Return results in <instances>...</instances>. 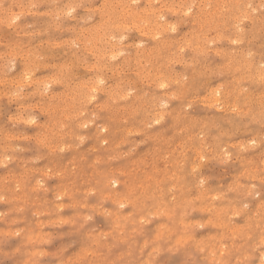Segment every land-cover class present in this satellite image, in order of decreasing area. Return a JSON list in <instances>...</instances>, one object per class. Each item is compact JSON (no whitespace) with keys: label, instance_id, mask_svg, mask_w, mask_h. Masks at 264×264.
Returning a JSON list of instances; mask_svg holds the SVG:
<instances>
[{"label":"rangeland","instance_id":"1","mask_svg":"<svg viewBox=\"0 0 264 264\" xmlns=\"http://www.w3.org/2000/svg\"><path fill=\"white\" fill-rule=\"evenodd\" d=\"M118 1L0 0V127H2V130L0 129V138H2V140L0 139V149L2 148L0 150V264L264 263L261 262L264 260L262 259V257L264 258V242H262V240L264 241V100H262L264 99V73L263 69L261 70L264 68V0H239L237 3L240 6L236 5L237 8L234 6L237 0L235 2H231L233 0H208L209 2L207 0H205L206 2L204 0H152L153 2L151 0H122L126 2L125 4H121L120 0L121 5L118 4ZM230 2L231 5L233 4L232 6L229 5ZM20 3L22 5H19ZM124 5L125 7H123ZM205 6L209 10L206 11L207 14ZM217 6L225 8L220 9ZM166 9L170 11L168 12ZM217 9H220L221 13ZM104 11L105 16L102 15ZM121 11L129 16H122ZM110 12L117 18L116 23L109 20L107 13ZM158 12L163 15L161 20L166 24V26L164 24L165 27H156L155 16L159 15ZM138 17L140 20L137 19ZM200 17L206 24L205 22L201 23ZM205 17L209 19L212 17V19L209 20ZM134 20L138 29L136 23H134L135 26H132ZM123 23L126 26H123ZM216 23H220L219 26ZM168 24H170L169 27ZM99 25L109 27L110 30L103 29ZM97 26L100 30H107L105 32L107 34L103 43L98 42L95 51L92 52L89 36L94 30L93 27ZM166 27L172 29L165 31L163 28ZM213 27L215 28L213 29ZM151 28L153 32H151ZM113 29L114 31H112ZM121 31L124 34L123 37ZM159 31L160 33H158ZM192 31L196 34L191 33ZM156 33L159 34L157 37H155ZM219 33L220 35H218ZM83 36H85V40ZM192 36L195 37V40ZM162 39L164 40L162 41ZM165 40H167V44ZM124 43L125 45H123ZM137 43L139 44L137 45ZM160 43L163 48L166 47L164 50ZM168 43L171 44V47ZM153 44L154 46H152ZM155 44L161 48L159 53L161 52L162 56H156L158 48ZM6 46L7 48H5ZM155 47L153 56L146 57V53ZM180 47L181 49H179ZM100 48L108 50L102 63V69L96 70L94 65L99 63ZM206 48H208L207 53L204 51ZM221 49L226 51H221ZM216 51L220 54L218 55ZM113 54L118 55H114L115 58ZM149 58L152 66L148 64ZM124 59L127 62H124ZM261 60L262 63H260ZM25 62L26 65L29 64L26 66ZM254 63L262 65L251 67V64ZM136 65L139 70L136 69ZM154 65L157 69L162 70L161 75L159 74L161 77L156 74ZM30 67L31 74L28 72L31 70ZM149 67H153L152 70ZM26 69H28L27 72ZM22 70L27 74L23 75ZM29 74L31 77L33 76V79L27 76ZM255 74L257 75L255 76ZM161 78L162 82L164 84L166 82L169 87L160 82ZM231 78H235L236 82ZM35 79L37 83L41 81L38 86ZM173 80L174 83L178 82L179 86L176 83V85H172ZM159 82L161 83L160 88ZM227 82L233 89V91L231 89V94L228 90L231 87H228ZM91 85L93 86L91 87ZM218 86L220 88H217ZM218 89L223 91L215 94ZM33 91L37 92H34V96L31 93ZM140 92H143L144 98L135 97ZM152 94L156 96L153 97ZM164 94H169L170 98ZM232 95L238 98L234 97V99ZM150 97H153L155 101ZM216 98H219L220 102L225 98L226 104L224 101L218 103ZM156 101L160 103L158 104ZM191 101L192 103H190ZM152 103L155 105L153 106ZM45 106L50 108L47 109L49 117L44 110L47 108ZM109 107L112 108L109 109ZM161 110L165 112H161ZM104 124L108 125L107 131H102ZM101 131L107 134L108 141L99 143L102 138ZM194 133L196 134L194 135ZM161 140H163L162 143ZM8 144L12 148L8 147ZM93 149L94 151H92ZM199 151H202L200 153L203 154L200 155ZM183 155L185 158L181 157ZM252 157L256 162L250 160ZM166 167L171 173L166 180L160 182L157 173L153 175H157L156 180L157 184L160 183L158 184L159 188L153 182V178L152 180L148 178V175L151 174V168H160L162 171ZM190 170L193 172L192 174ZM174 173L177 175V179L183 177L187 183L185 193L189 197V201H181L179 198L185 197V194L178 195L176 186L179 187V182ZM145 175L147 177L144 181ZM115 179L120 182L114 183ZM199 179H202V182ZM144 182L146 186L148 184L153 186L150 191L152 196L148 198L141 197L145 192ZM203 182L204 184H202ZM114 184H116L117 189L114 187L116 190L112 188ZM168 189L171 191L170 194L167 193ZM202 190L206 195L209 194L206 196L205 202L209 206L208 208L213 204L219 205L216 193L221 194L219 196H225V199L230 201H226L229 203V209L223 215L221 214L223 216L221 224L218 225L214 221L216 216L209 215L206 212L208 210L204 207H202L204 211L200 209L198 198ZM133 191L134 193H131ZM236 191L240 194L236 196L238 200L236 197L233 200L231 193ZM211 192L214 194L211 195ZM134 196L136 197L133 198ZM137 196L140 198L138 197V199ZM152 197L157 198L153 200ZM160 199L162 201L164 199V201L161 202ZM245 199H248L249 202H243ZM158 203L160 207L157 206ZM260 204V208L257 207ZM247 209L252 213L247 212ZM236 212H238V216L235 214ZM243 212L247 214L244 215ZM243 220H247L250 225H247V222ZM246 227L249 230H245ZM255 227L256 229H254ZM3 230L5 231L1 232ZM241 230L245 232H240ZM250 230L251 232H248ZM187 233L193 235L195 239H181L182 235L185 236ZM246 233L247 240L244 235ZM37 234L40 237L36 236ZM209 235L211 240L208 238ZM228 237L231 238V241ZM256 237L258 238L256 239ZM203 238H208L209 242L203 245ZM249 238H252L251 241ZM217 239H220L219 242ZM238 240L241 242L239 243ZM218 244L220 245L218 246ZM237 247L240 248L241 253ZM219 248L220 250H218ZM217 251L219 253H214Z\"/></svg>","mask_w":264,"mask_h":264},{"label":"bare ground","instance_id":"2","mask_svg":"<svg viewBox=\"0 0 264 264\" xmlns=\"http://www.w3.org/2000/svg\"><path fill=\"white\" fill-rule=\"evenodd\" d=\"M30 1H31V0H30ZM38 1H39V0H38ZM55 1H56V0H55ZM81 1H82V0H81ZM119 1H120V0H119ZM119 1H118V4H120ZM124 1H126V0H124ZM124 1L121 0V4H125L126 2H124ZM155 1H157V0H155ZM165 1H166V0H165ZM200 1H201V0H200ZM204 1H205V0H204ZM209 1H211V0H209ZM209 1L207 0V2H209ZM218 1H220V0H218ZM222 1H223V0H222ZM238 1H239V0H237V1L235 2V0H233V1H231V2H235V5H234V6H236V5H237V6H240V5H238L239 3H237ZM246 1H247V0H246ZM260 1H261V0H260ZM23 2H24V1H23ZM36 2H37V1H36ZM40 2L42 3V1H40ZM94 2H95V1H94ZM116 2H117V0H116ZM122 2H124V3H122ZM132 2H133V1H132ZM151 2H153V1L151 0ZM190 2H192V1H190ZM205 2H206V1H205ZM231 2H230L229 5H231ZM241 2H242V1H241ZM43 3H44V2H43ZM83 3H84V2H83ZM127 3H129V2L127 1ZM147 3H148V2H147ZM166 3H167V2H166ZM219 3H220V2H219ZM245 3H246V2H245ZM249 3H250V2H249ZM249 3H248V4H249ZM260 3H261V2H260ZM79 4H80V3H79ZM104 4H105V3H104ZM121 4H120V5H121ZM129 4H130V3H129ZM202 4H204V3H202ZM208 4H209V3H208ZM224 4H225V2H224ZM19 5H22V4L20 3ZM31 5H32V4H31ZM132 5H133V4H132ZM191 5H192V4H191ZM232 5H233V4H232ZM232 5H231V6H232ZM245 5H246V4H245ZM90 6H91V5H90ZM118 6H119V5H118ZM129 6H130V5H129ZM150 6H151V5H150ZM160 6H162V5H160ZM203 6H204V5H203ZM203 6H202V7H203ZM211 6H212V4H211ZM218 6H221V5H218ZM218 6H217V7H218ZM223 6L226 7L227 5H223ZM237 6H236V8H237ZM24 7H25V6H24ZM44 7H45V6H44ZM78 7H79V6H78ZM119 7H120V6H119ZM123 7H125V5H124ZM133 7H135V6H133ZM187 7H188V6H187ZM190 7H192V6H190ZM212 7L214 8V5H213ZM212 7H211V9H212ZM225 7H218V8L221 9V8H225ZM22 8H23V7H22ZM70 8H71V7H70ZM99 8H100V7H99ZM126 8H128V7L126 6ZM126 8H125V10L127 11ZM130 8H131V7H130ZM130 8H129V9H130ZM209 8H210V6H209ZM227 8H228V7H227ZM246 8H247V6H246ZM252 8H253V7H252ZM252 8H251V9H252ZM122 9H123V8H122ZM143 9H144V8H143ZM152 9H153V8H152ZM169 9H172V8H169ZM205 9H206V6H205ZM207 9H208V7H207ZM207 9L205 10V13H206V14L208 13V12H206V11H209V10H207ZM214 9H215V8H214ZM220 9H219V10L217 9V10H218V12L220 11V13H221V10H220ZM254 9H255V8H254ZM254 9H253V10H254ZM260 9H261V7H260ZM93 10H94V9H93ZM103 10H104V9H103ZM120 10H121V8H120ZM130 10H131V9H130ZM139 10H140V9H139ZM157 10H159V9H157ZM161 10L163 11V9H161ZM166 10H167V9H166ZM212 10H213V9H212ZM212 10H211V11H212ZM223 10H224V9H223ZM227 10H228V9H227ZM248 10H249V9H248ZM21 11H23V10H21ZM28 11H29V10H28ZM95 11H96V10H95ZM98 11H99V10H98ZM106 11H107V10H106ZM123 11H124V9H123ZM155 11H156V10H155ZM167 11H168V10H167ZM169 11H170V10H169ZM169 11H168V12H169ZM225 11H226V9H225ZM228 11H230V9H229ZM246 11H247V10H246ZM36 12H37V11H36ZM46 12H47V11H46ZM91 12H92V11H91ZM121 12H122V11H121ZM135 12H137V11H135ZM135 12H134V14H135ZM160 12H161V11H160ZM164 12H165V11H164ZM175 12H176V11H175ZM203 12H204V10H203ZM203 12H201V13H203ZM216 12H217V11H216ZM27 13H28V12H27ZM67 13H68V11H67ZM93 13H94V12H93ZM99 13H100V12H99ZM122 13H123L122 16H124V15L127 16V15H128V14H124V12H122ZM143 13H144V12H143ZM145 13H146V12H145ZM161 13H162V12H161ZM161 13L158 12L159 15L156 14V16H155V18H156V19H155L156 27L158 26V27H160V28H162V27L164 26V24H165V23H163L162 20H161V18H163V15H161ZM184 13H185V12H184ZM223 13H224V12H223ZM230 13H231V12H230ZM252 13H253V12H252ZM254 13H255V12H254ZM65 14H66V13H65ZM69 14H70V13H69ZM130 14H132V13H130ZM152 14H153V13H152ZM199 14H200V13H199ZM212 14H213V13H212ZM102 15L105 16V11H104V14H102ZM107 15L109 16V20H111V22H115V23H116L117 18L114 17V15L112 14V12L107 13ZM136 15H137V14H136ZM148 15H149V14H148ZM150 15H151V14H150ZM188 15H189V14H188ZM197 15H198V14H197ZM197 15H196V18H197ZM208 15L210 16V13H209ZM217 15H218V13H217ZM116 16H117V14H116ZM128 16H129V15H128ZM132 16H133V15H131V17H132ZM146 16H147V15H146ZM152 16H153V15H152ZM202 16H204V14H202ZM205 16H206V15H205ZM240 16L242 17L241 14H240ZM17 17H18V16H17ZM119 17H120V16H119ZM131 17H130V18H131ZM139 17H140V16H139ZM139 17H138L137 19H139ZM216 17H217V16H216ZM84 18H85V17H84ZM92 18H93V16H92ZM120 18H121V17H120ZM130 18H129V19H130ZM132 18H133V17H132ZM134 18H135V17H134ZM205 18H207V17H205ZM210 18L212 19V17H210ZM218 18H219V17H218ZM235 18H236V17H235ZM238 18H239V17H238ZM238 18H237V19H238ZM17 19H18V18H17ZM118 19H119V18H118ZM148 19H149V17H148ZM200 19H201V17H200ZM207 19H209V18H207ZM211 19H209V20H211ZM84 20H85V19H84ZM89 20H90V19H89ZM100 20H101V19H100ZM105 20H106V19H105ZM127 20H128V19H127ZM135 20H136V19H135ZM135 20H134V22L132 21V26H135V24H134V23H136ZM139 20H140V19H139ZM163 20H164V19H163ZM240 20H241V19H240ZM243 20H244V19H243ZM118 21H119V20H118ZM145 21H146V20H145ZM150 21H151V20H150ZM206 21H207V20H206ZM224 21H225V20H224ZM103 22H104V21H103ZM106 22H107V21H105L104 23H106ZM164 22H165V21H164ZM202 22H205V21L201 19V23H202ZM208 22H209V21H208ZM216 22H217V21H216ZM220 22H221V21H220ZM237 22H238V21H237ZM104 23H102V24L104 25ZM117 23H118V22H117ZM182 23H183V22H182ZM194 23H195V22H194ZM194 23H193V24H194ZM211 23H212V22H211ZM240 23H241V22H240ZM31 24H32V23H31ZM139 24H140V22H139ZM139 24H138V25H139ZM141 24H142V23H141ZM143 24H144V23H143ZM152 24H153V23H152ZM203 24H204V23H203ZM205 24H206V22H205ZM216 24H217V23H216ZM218 24H220V23H218ZM218 24H217V25H218ZM18 25H19V24H18ZM100 25H101V23H100ZM100 25H99V26H100ZM103 25L100 26V27L103 28V29H106V28L109 29V27H106V26H103ZM145 25H146V24H145ZM149 25H150V24H149ZM169 25H170V24H168V27H169ZM176 25H177V24H176ZM224 25H225V24H224ZM29 26H30V25H29ZM33 26H34V25H33ZM99 26H97L98 28H97V27H93V29H94V30H92L93 32H92L91 29L88 27V28L90 29V31L92 32V33H91V36H89L90 38L88 37L90 40L87 38V39L89 40V42H91V44H90V43H89V44H90V49H92V52L95 51V49H96V47H97V43H98V42H99V43L102 42V41L106 38V34H107V33H105V32H107V30H103V29L100 30ZM117 26H118V25H117ZM123 26H126V25L123 23ZM139 26H140V25H139ZM154 26H155V25H154ZM165 26H166V24H165ZM165 26H164V27H165ZM172 26H173V25H172ZM172 26H171V27H172ZM201 26H202V25H201ZM203 26H204V25H203ZM218 26H219V25H218ZM235 26H236V25H235ZM91 27H92V26H91ZM127 27H129V26L127 25ZM136 27H137V29H138L137 23H136ZM140 27H141V26H140ZM158 27H157V28H158ZM168 27L163 28V29L166 31L167 29H170V30H171V29L173 28V27H172V28H168ZM174 27H175V26H174ZM24 28H25V27H24ZM85 28H87V27H85ZM111 28H112V27H111ZM119 28H120V27H119ZM148 28H149V27H148ZM201 28H202V27H201ZM201 28H200V29H201ZM214 28H215V27H213V29H214ZM216 28H217V27H216ZM232 28H233V27H232ZM46 29H48V28H46ZM114 29H115V28H114ZM114 29H113L112 31H114ZM139 29H140V28H139ZM151 29H152V28H151ZM163 29H162V30H163ZM233 29H234V28H233ZM22 30H23V28H22ZM28 30H29V29H28ZM82 30H83V29H82ZM82 30H81V31H82ZM109 30H110V29H109ZM115 30H116V29H115ZM117 30H118V29H117ZM119 30H120V29H119ZM144 30H145V29H144ZM156 30H158V29H156ZM156 30H155V32H156ZM162 30H161V31H162ZM45 31H46V30H45ZM45 31H43V32H45ZM150 31H151V30H150ZM208 31H210V30H208ZM215 31H216V29H215ZM16 32H17V31H16ZM46 32H47V31H46ZM85 32H86V31H85ZM145 32H147V31H145ZM151 32H153V29H152ZM194 32H195V31H194ZM213 32H214V31H213ZM40 33H41V32H40ZM120 33H122V31H121ZM148 33H149V31H148ZM158 33H160V31H159ZM158 33H156V36H155V37H157V34H158ZM165 33H166V32H165ZM169 33H170V32H169ZM171 33H172V32H171ZM191 33H193V31H192ZM217 33H218V32H217ZM217 33H216V34H217ZM19 34H20V33H19ZM26 34H27V33H26ZM82 34H83V33H82ZM108 34H109V36H110V33H108ZM129 34H130V33H129ZM141 34H142V33H141ZM151 34H152V33H151ZM166 34H167V33H166ZM193 34H194V33H193ZM195 34H196V33H195ZM195 34H194V35H195ZM17 35H18V34H17ZM24 35H25V34H24ZM83 35H84V34H83ZM113 35H114V34H113ZM123 35H124V34L122 33V37H123ZM133 35H134V34H133ZM143 35H145V34H143ZM153 35H155V34H153ZM158 35H159V34H158ZM218 35H220V33H219ZM190 36H191V35H190ZM237 36H238V35H237ZM84 37H85V36H83V38H84ZM86 37H87V36H86ZM113 37H114V36H113ZM118 37H119V35H118ZM167 37H168V36H167ZM192 37H193V39L195 40V37H194V36H192ZM199 37H201V36L199 35ZM199 37H198V38H199ZM212 37H213V36H212ZM217 37H218V36H217ZM217 37H215V38H217ZM219 37L221 38V36H219ZM222 37H223V36H222ZM234 37H235V36H234ZM55 38H56V37H55ZM111 38H112V37H111ZM124 38H125V37H124ZM161 38H162V37H161ZM163 38H165V37L163 36ZM208 38H209V37H208ZM208 38H207V39H208ZM232 38H233V37H232ZM73 39H74V38H73ZM76 39H77V38H76ZM116 39H117V38H116ZM151 39H152V38H151ZM168 39L170 40V38H168ZM238 39H239V38H238ZM84 40H85V38H84ZM84 40H83V41H84ZM119 40L122 41L121 39H119ZM125 40H126V39H125ZM153 40H154V39H153ZM163 40H164V39H162V41H163ZM185 40H187V39H185ZM208 40H210V39H208ZM223 40H224V39H223ZM235 40H236V38H235ZM240 40H242V39L240 38ZM240 40H239V42H240ZM71 41H72V40H71ZM78 41H79V40H78ZM78 41H77V42H78ZM83 41H82V42H83ZM110 41H111V40H110ZM159 41H160V38H159ZM159 41H157V42H159ZM172 41H173V40H172ZM191 41H192V40H191ZM191 41H190V42H191ZM216 41H217V40H216ZM6 42H7V40H6ZM51 42H52V41H51ZM54 42H55V41H54ZM66 42H67V41H66ZM73 42H74V41H73ZM85 42H86V41H85ZM117 42L119 43V41H117ZM139 42H140V41H139ZM165 42H166V44H167V40H165ZM207 42H208V41H207ZM237 42H238V41H237ZM102 43H103V42H102ZM114 43H115V42H114ZM162 43H163V42H162ZM162 43H160L161 48H163ZM185 43H187V42H185ZM188 43H189V41H188ZM209 43H210V42H209ZM233 43H234V40H233ZM235 43H236V42H235ZM240 43H241V42H240ZM85 44H86V43H85ZM138 44H139V43H137V45H138ZM168 44H169L170 47H171V44H170V43H168ZM172 44H173V43H172ZM4 45H5V44H4ZM22 45H23V44H22ZM45 45H46V44H45ZM57 45H58V44H57ZM116 45H117V43H116ZM123 45H125V43H124ZM129 45H130V44H129ZM141 45H142V44H141ZM141 45H140V46H141ZM157 45H158V44H157ZM157 45L155 44V46H156L158 49H156V47H155L154 49H150V50H149V53H146V55H147L146 57H149V56H151V55L153 56V53L155 52V49H156V52H158V53L156 54V56H158V55L162 56L161 52L159 53V50H161V48L158 47ZM180 45H181V44H180ZM197 45H198V44H197ZM237 45H238V44H237ZM74 46H75V45H74ZM81 46H82V45H81ZM94 46H95V47H94ZM101 46H102V45H101ZM105 46H106V45H105ZM110 46H111V45H110ZM113 46H115V45H113ZM113 46H112V47H113ZM126 46H127V45H126ZM152 46H154V44H153ZM166 46H167V45H166ZM185 46H188V45L185 44ZM191 46H192V44H191ZM198 46H199V45H198ZM198 46H197V47H198ZM150 47H151V46H150ZM168 47H169V46H168ZM193 47H195V46H193ZM5 48H7V46H6ZM76 48H78V47L76 46ZM85 48H86V47H85ZM122 48H123V47H122ZM122 48H121V49H122ZM145 48H146V47H145ZM148 48H149V47H148ZM164 48H166V47L164 46ZM164 48H163V50H164ZM182 48H183V46H182ZM109 49H110V48H109ZM119 49H120V48H119ZM119 49H117V50H119ZM142 49H143V48H142ZM179 49H181V47H180ZM184 49H185V47H184ZM188 49H189V48H188ZM191 49H192V48H191ZM207 49H208V48L204 49V51H206ZM218 49H219V48H218ZM24 50H25V49H24ZM107 50H108V49H107ZM107 50H106V48H105V49H104V48H100V50H99V52H98V53H99L98 55L100 56V57L98 56V57H99V63H96V64L94 65V67L96 68V70H97V69H98V70H101V69H102V67H103V64H102V63H103V60H104V58H105V54H106V51H107ZM112 50H113V49H112ZM147 50H148V49H147ZM167 50H168V49H167ZM169 50H170V49H169ZM172 50H173V48H172ZM177 50H178V49H177ZM182 50H183V49H182ZM198 50H199V49H198ZM237 50H238V49H237ZM69 51H70V50H69ZM113 51H114V50H113ZM142 51H144V50H142ZM173 51H174V50H173ZM179 51H180V50H179ZM221 51H226V50H224V49L222 50V49H221ZM230 51H231V50H230ZM75 52H76V51H75ZM108 52H109V51H108ZM170 52H171V50H170ZM196 52H197V51H196ZM216 52H217V51H216ZM228 52H229V51H228ZM242 52H243V51H242ZM112 53H113V52H112ZM112 53H111V54H112ZM126 53H128V52L126 51ZM165 53L167 54V52H165ZM173 53H174V52H173ZM206 53H207V51H206ZM217 53H218V52H217ZM225 53H226V52H225ZM232 53H233V51H232ZM243 53H245V52H243ZM249 53H250V52H249ZM18 54H19V53H18ZM73 54H74V53H73ZM73 54H72V55H73ZM75 54H76V53H75ZM170 54H171V53H170ZM201 54H202V53H201ZM219 54H220V53H218V55H219ZM252 54H253V53H252ZM252 54H251V56H252ZM72 55H71V56H72ZM94 55H95V54H94ZM114 55H116V54H113V57L116 58V56H117L118 54H117L116 56H114ZM128 55H130V54L128 53ZM135 55H136V54H135ZM154 55H155V54H154ZM163 55H164V54H163ZM174 55H175V54H174ZM222 55H223V54H222ZM225 55H226V54H225ZM239 55H240V54H239ZM243 55H245V54H243ZM29 56H30V55H29ZM29 56H27V57H29ZM107 56H108V55H107ZM156 56H155V58H156ZM216 56H217V55H216ZM216 56H215V57H216ZM227 56H228V55H227ZM246 56H247V53H246ZM246 56H245V58H247ZM248 56H250V55H248ZM16 57H17V56H16ZM35 57H36V56H35ZM109 57H110V56H109ZM164 57H166V56H164ZM164 57L162 58L163 60H164ZM169 57H170V55H169ZM177 57H178V55H177ZM17 58H18V57H17ZM93 58H94V57H93ZM118 58H119V57H118ZM152 58H153V57H152ZM171 58H172V57H171ZM173 58H175V57H173ZM217 58H218V57H217ZM243 58H244V56H243ZM248 58H249V57H248ZM251 58H252V57H251ZM31 59H32V58H31ZM33 59H34V58H33ZM84 59H85V58H84ZM111 59H112V58H111ZM111 59H110V60H111ZM125 59H126V58H125ZM125 59H124V62L129 61V60H127V59H126L127 61H125ZM142 59H143V58H142ZM160 59H161V58H160ZM160 59H159V60H160ZM168 59H169V58H168ZM179 59H180V58H179ZM186 59H187V58H186ZM130 60H131V59H130ZM144 60H145V59H144ZM169 60H170V59H169ZM177 60H178V59H177ZM247 60H250V59H247ZM252 60H253V59H252ZM74 61H75V59H74ZM82 61H83V59H82ZM84 61H85V60H84ZM135 61H136V60H135ZM135 61H134V62H135ZM165 61H166V59H165ZM179 61H180V60H179ZM182 61H183V60H182ZM14 62H15V61H14ZM19 62H20V61H19ZM77 62H79V61H77ZM85 62H87V61H85ZM117 62H118V61H117ZM147 62H148V61H147ZM159 62H160V61H159ZM161 62H162V61H161ZM169 62H170V61H169ZM172 62H173V61H172ZM188 62H189V61H188ZM188 62H187V63H188ZM226 62H227V61H226ZM253 62H254V60H253ZM253 62H252V63H253ZM258 62H260V61H258ZM258 62H255V63H258ZM262 62H263V61L261 60L260 63H262ZM20 63H21V62H20ZM23 63H24V62H23ZM30 63H31V62H30ZM58 63H60V62H58ZM151 63H152V62H151ZM176 63H177V62H176ZM246 63H247V62H246ZM250 63H251V61H250ZM255 63H254V64H251V67H252L253 65H257V64H255ZM260 63H259V65L261 66L262 64H260ZM28 64H29V63H28ZM28 64H27V65H28ZM31 64H32V63H31ZM126 64H127V63H126ZM136 64H137V63H136ZM145 64H147V63H145ZM148 64H150V58H149V63H148ZM160 64H161V63H160ZM162 64H163V62H162ZM162 64H161V65H162ZM166 64H167V63H166ZM185 64H186V63H185ZM189 64H190V62H189ZM191 64H193V63H191ZM195 64H196V63H195ZM209 64H210V63H209ZM222 64H223V63H222ZM24 65H26V62H25ZM27 65H26V66H27ZM73 65H74V64H73ZM89 65H90V64H89ZM150 65L152 66V64H150ZM161 65H159V66H161ZM167 65H168V64H167ZM187 65H188V64H187ZM216 65H217V64H216ZM220 65H221V64H220ZM224 65H225V64H224ZM224 65H223V66H224ZM248 65H249V64H248ZM259 65H257V66H259ZM26 66H25V67H26ZM136 66H137V65H136ZM141 66H142V64H141ZM145 66H147V65H145ZM154 66H155V67H154V70L156 71V74H157V75H159V74L161 75L162 70H161L160 68L157 69V68H156V65H154ZM157 66H158V64H157ZM195 66H196V65H195ZM25 67H24V69H25ZM28 67H29V66H28ZM67 67H68V65H67ZM67 67H66V68H67ZM91 67H92V66H91ZM120 67H121V66H120ZM125 67H127V66H125ZM199 67H200V66H199ZM220 67H222V66H220ZM254 67H255V66H254ZM254 67H253V68H254ZM262 67H263V66H262ZM77 68H78V67H77ZM83 68H84V67H83ZM116 68H117V67H116ZM134 68H135V67H134ZM138 68H139V67L137 66L136 69H138ZM149 68H151V67H149ZM152 68H153V67H152ZM152 68H151V70H152ZM165 68H167V66H165ZM209 68H210V67H209ZM227 68H228V67H227ZM243 68H244V67H243ZM257 68H261V67H257ZM22 69H23V68H22ZM29 69H31V67H30ZM88 69H89V68H88ZM103 69H104V68H103ZM122 69L124 70V68H122ZM141 69H144V68L141 67ZM262 69H263V70H262ZM27 70H28V69H26L25 71L27 72ZM138 70H139V69H138ZM208 70H209V69H208ZM227 70H228V69H227ZM252 70H253V69H252ZM252 70H251V71H252ZM254 70L256 71L255 68H254ZM254 70H253V71H254ZM261 70H262L263 73H264V68H261ZM261 70H260V71H261ZM58 71H59V70H58ZM72 71H73V70H72ZM72 71H71V72H72ZM131 71H132V70H131ZM149 71H150V70H149ZM155 71H154V72H155ZM228 71H229V70H228ZM232 71H233V70H232ZM235 71H236V70H235ZM235 71H234V73H235ZM262 71H261V73H262ZM22 72H23V70H22ZM26 72H25V73L23 72V75L27 74ZM28 72H29V73L32 72V69H31L30 71H28ZM118 72H119V71H118ZM123 72H124V71H123ZM138 72H141V71H138ZM154 72H153V73H154ZM192 72H193V71H192ZM224 72H225V71H224ZM224 72H223V73H224ZM2 73H3V72H2ZM85 73H86V72H85ZM136 73H137V71H136ZM136 73H135V74H136ZM147 73H148V72H147ZM180 73H181V72H180ZM227 73H228V72H227ZM250 73H251V72H250ZM253 73H254V72H253ZM258 73L260 74V72H258ZM3 74H4V73H3ZM19 74H20V73H19ZM19 74H18V75H19ZM30 74H31V73H30ZM30 74L27 75V76L31 77ZM141 74H142V73H141ZM148 74H149V73H148ZM165 74H166V73H165ZM168 74H169V73H168ZM171 74H172V73H171ZM174 74H175V73H174ZM238 74H239V72H238ZM259 74H258V75H259ZM21 75H22V73H21ZM21 75H19V77H21ZM33 75H34V74H33ZM72 75H73V74H72ZM93 75H94V74H93ZM118 75H119V73H118ZM123 75H124V73H123ZM144 75H145V73H144ZM150 75H151V74H150ZM157 75H156V76H157ZM160 75H159V76H160ZM179 75H180V74H179ZM219 75H220V74H219ZM253 75H254V74H253ZM256 75H257V74H255V76H256ZM165 76H166V75H165ZM167 76H168V75H167ZM208 76H209V75H208ZM250 76H251V75H250ZM24 77H25V76H24ZM32 77H33V76H32ZM32 77H31V78H32ZM142 77H143V76H142ZM154 77H155V76H154ZM154 77H153V78H154ZM160 77H161V76H160ZM169 77H170V76H169ZM178 77H179V76H178ZM185 77H186V76H185ZM252 77H254V76H252ZM262 77H263V74H262ZM9 78H10V77H9ZM31 78H30V80H31ZM78 78H79V77H78ZM91 78H93V77H91ZM143 78H144V77H143ZM163 78H164V77H163ZM170 78H172V77H170ZM173 78H174V76H173ZM207 78H208V77H207ZM235 78H236V77H235ZM235 78H234V79L231 78V79H233V81H234ZM242 78H243V77H242ZM250 78H251V77H250ZM258 78L260 79L259 76H258ZM28 79H29V78H28ZM32 79H33V78H32ZM56 79H57V78H56ZM96 79H97V78H96ZM100 79H101V77H100ZM137 79H138V77H137ZM147 79H148V78H147ZM156 79H157V78H156ZM158 79H159V77H158ZM179 79H180V78H179ZM237 79H238V77H237ZM11 80H12V79H11ZM93 80H94V79H93ZM101 80H102V79H101ZM121 80H122V79H121ZM143 80H144V79H143ZM247 80H248V79H247ZM12 81H13V80H12ZM37 81H38V80H37ZM55 81H56V80H55ZM96 81H97V80H96ZM146 81H147V80H146ZM155 81H156V80H155ZM157 81H158V80H157ZM175 81H176V79H175ZM224 81H225V80H224ZM228 81H229V80H228ZM263 81H264V78H263ZM263 81H262V82H263ZM35 82H36V79H35ZM35 82H34V84H35ZM49 82H51V81H49ZM86 82H87V81H86ZM94 82H95V80H94ZM94 82H93V83H94ZM99 82H100V81H99ZM126 82H127V81H126ZM132 82H133V81H132ZM152 82H153V81H152ZM160 82L163 83V82H162V78L160 79ZM160 82H159V83H160ZM168 82H169V80H168ZM168 82H167V83H168ZM172 82H173L172 85H174L175 83H176V84L178 83V82H175V83H174V80H173ZM179 82H180V81H179ZM204 82H205V81H204ZM221 82H222V81H221ZM229 82H230V81H229ZM231 82H232V81H231ZM234 82H236V80H235ZM238 82H239V81H238ZM257 82H258V81H257ZM30 83H31V82H30ZM38 83H41V81L38 82ZM38 83L36 82L37 86H38ZM51 83H52V82H51ZM93 83H92V84H93ZM159 83H158V84H159ZM161 83L159 84V88L161 87V86H160ZM87 84H88V83H87ZM95 84H96V83H95ZM98 84H100V83H98ZM98 84H97V85H98ZM101 84H102V81H101ZM144 84H146V83H144ZM163 84H164V83H163ZM163 84H162V85H163ZM176 84H175V85H176ZM226 84H228V82H227ZM231 84H232V83H231ZM236 84H237V83H236ZM39 85H40V84H39ZM41 85H42V84H41ZM119 85H120V83H119ZM123 85H124V84H123ZM165 85H166L167 87H169V86L166 84V82H165L164 86H165ZM177 85L179 86V84H177ZM222 85H223V83H222ZM222 85H220V86H222ZM232 85H234V84H232ZM15 86H16V85H15ZM17 86H18V85H17ZM86 86H87V85H86ZM89 86H90V85H89ZM92 86H93V85H91V87H92ZM116 86H117V84H116ZM180 86H182V85L180 84ZM234 86H235V85H234ZM234 86H233V88L236 90V88H235ZM77 87H78V86H77ZM87 87H88V86H87ZM96 87H98V86H96ZM102 87H103V86H102ZM105 87H106V86H105ZM121 87H122V85H121ZM228 87H231V86L228 84ZM228 87L225 86V88H228ZM37 88H38V87H37ZM47 88H48V87H47ZM94 88H95V87H94ZM111 88H112V87H111ZM111 88H110V89H111ZM116 88L119 89L120 87H116ZM125 88H126V87H125ZM125 88H124V90H126ZM157 88H158V87H157ZM183 88H184V87H183ZM217 88H220V87L218 86ZM239 88H240V87H239ZM239 88H238V90H240ZM34 89H35V88H34ZM92 89H93V88H92ZM95 89H96V88H95ZM102 89H103V88H102ZM104 89H105V88H104ZM231 89H232V87L228 89V90H230V94H231V92L233 91V89H232V91H231ZM242 89H244V88H242ZM122 90H123V89H122ZM124 90H123V91H124ZM135 90H136V89H135ZM160 90H161V89H160ZM225 90H226V89H225ZM238 90H237V91H238ZM0 91H1V90H0ZM2 91H3V90H2ZM36 91H37V90H36ZM36 91L31 92V93H33V96L35 95V93L38 92V91H37V92H36ZM109 91H110V90H109ZM115 91H116V89H115ZM146 91H147V90H146ZM182 91H183V90H182ZM220 91H223V90H220ZM220 91H219V89H218V91H216V93H215V92H214V93L217 94V93H220ZM18 92H19V91H18ZM34 92H35V93H34ZM65 92H66V91H65ZM89 92H90V91H89ZM120 92H121V91H120ZM167 92H168V91H167ZM171 92L176 93V92L173 91V90H171ZM224 92H225V91H224ZM234 92H235V91H234ZM240 92H241V91H240ZM66 93H67V92H66ZM118 93H119V92H118ZM121 93H122V92H121ZM174 93H173V94H174ZM226 93H227V92H226ZM245 93H246V92H245ZM94 94H95V93H94ZM108 94H109V93H108ZM122 94H123V93H122ZM142 94H143V92H140V93H138L135 97H136V98H141V97L144 98ZM145 94H146V93H145ZM173 94H171L172 97H173ZM206 94H207V93H206ZM228 94H229V92H228ZM246 94H247V93H246ZM6 95H7V94H6ZM39 95H40V93H39ZM59 95H61V94H59ZM114 95H115V94H114ZM118 95H119V94H118ZM152 95H153V94H152ZM154 95H155V94H154ZM154 95H153V97H154ZM162 95H163V94H162ZM164 95H165V94H164ZM166 95L170 98V95H169V94H166ZM166 95H165V96H166ZM174 95H175V94H174ZM196 95H197V94H196ZM218 95H219V94H218ZM218 95H216V96H218ZM224 95H225V94H224ZM224 95H222V96H224ZM31 96H32V95H31ZM103 96H105V95H103ZM109 96H110V95H109ZM123 96H124V95H123ZM123 96H122V97H123ZM126 96H127V95H126ZM145 96H146V95H145ZM155 96H156V95H155ZM192 96H193V95H192ZM212 96H213V95H212ZM225 96H226V95H225ZM28 97H29V95H28ZM61 97H62V96H61ZM153 97H150V98H153ZM194 97H195V96H194ZM209 97H210V96H209ZM213 97H214V96H213ZM218 97H219V96H218ZM232 97H233V98H234V97H235V98H238V97H236L235 95H234V96L232 95ZM29 98H30V97H29ZM33 98H34V97H33ZM68 98H69V97H68ZM95 98H96V97H95ZM145 98H146V97H145ZM160 98H161V97H160ZM210 98H211V97H210ZM219 98H220V97H219ZM219 98H216V100L219 101ZM222 98H223V97H222ZM226 98H227V96H226ZM235 98H234V99H235ZM248 98H249V97H248ZM69 99H70V98H69ZM73 99H74V98H73ZM125 99H126V98H125ZM162 99H163L164 102L166 101V100L164 99V97H163ZM162 99H161V100H162ZM220 99H221V98H220ZM224 99H225V98H224ZM224 99H222V101H224ZM17 100H18V99H17ZM107 100H108V99H107ZM113 100H114V99H113ZM119 100H120V98H119ZM121 100H123V99H121ZM137 100H138V99H137ZM153 100H154V98H153ZM157 100H158V98H157ZM159 100H160V99H159ZM161 100H160V101H161ZM190 100H191V99H190ZM212 100L214 101V99H212ZM232 100H233V99H232ZM262 100H264V99H262ZM114 101H115V100H114ZM154 101H155V100H154ZM154 101H153V102H154ZM222 101H221V102H222ZM226 101L229 102V100H226ZM234 101H235V100H234ZM140 102H141V101H140ZM142 102H143V101H142ZM144 102H145V101H144ZM156 102H158V104L160 103L159 101H156ZM221 102L219 101L218 103H221ZM224 102H225V101H224ZM41 103H42V101H41ZM146 103H147V102H146ZM190 103H192V101H191ZM210 103H211V102H210ZM235 103H236V102H235ZM58 104H59V103H58ZM142 104H143V103H142ZM156 104H157V103H156ZM171 104H172V103H171ZM200 104H201V103H200ZM225 104H226V102H225ZM229 104H230V103H229ZM126 105H127V104H126ZM126 105H125V106H126ZM139 105H140V104H139ZM143 105H145V104H143ZM152 105L154 106L155 104L152 103ZM177 105H178V104H177ZM187 105H188V104H187ZM189 105H190V104H189ZM227 105H228V104H227ZM232 105H233V104H232ZM102 106H103V105H102ZM163 106H164V105H163ZM163 106L161 107L162 110H163ZM175 106H176V105H175ZM220 106H223V105H220ZM46 107H47V108H46ZM60 107H61V106H60ZM106 107H107V106H106ZM126 107H127V106H126ZM136 107H137V106H136ZM140 107H141V106H140ZM150 107H152V106H150ZM150 107H149V108H150ZM159 107H160V106H159ZM164 107H165V106H164ZM171 107H172V106H171ZM184 107H185V106H184ZM202 107H203V106H202ZM216 107H217L218 109H220L218 106H216ZM223 107H224V106H223ZM233 107H234V106H233ZM36 108H37V107H36ZM45 108H46V109H44V108H43V109L46 110V112H47V109H48L49 107H48V106H45ZM66 108H67V107H66ZM104 108H105V107H104ZM111 108H112V107H111ZM111 108L109 107V109H111ZM114 108H115V107H114ZM121 108H123V107H121ZM146 108H147V107H146ZM146 108H145V109H146ZM161 108H159V109H161ZM173 108H174V107H173ZM185 108H186V107H185ZM40 109H41V107H40ZM49 109H50V108H49ZM49 109H48V110H49ZM53 109H54V108H53ZM116 109H117V107H116ZM119 109H120V107H119ZM134 109H135V108H134ZM143 109H144V108H143ZM165 109H166V108H165ZM165 109H164V110H165ZM226 109H228V108L226 107ZM235 109H236V108H235ZM41 110H42V109H41ZM44 110H42V111H44ZM55 110H57V109L55 108ZM79 110H81V109H79ZM97 110H98V109H97ZM104 110H105V109H104ZM129 110H130V109H129ZM136 110H137V109H136ZM146 110H147V109H146ZM162 110H161V112H165L167 109H166L165 111H162ZM169 110H170V109H169ZM105 111H106V110H105ZM133 111H134V110H133ZM176 111H177V110H176ZM180 111H181V110H180ZM194 111H195V110H194ZM238 111H239V110H238ZM9 112H10V111H9ZM67 112H68V110H67ZM67 112H66V113H67ZM135 112H136V111H135ZM137 112H138V111H137ZM159 112H160V111H159ZM168 112H169V111H168ZM232 112H233V111H232ZM49 113H50V111H49ZM121 113H122V112H121ZM157 113H158V112H157ZM177 113H178V112H177ZM14 114H15V113H14ZM45 114H46V113H45ZM160 114H161V113H160ZM160 114H159V115H160ZM179 114H180V113H179ZM9 115H10V114H9ZM47 115H48V112H47ZM62 115H63V114H62ZM81 115H82V114H81ZM114 115H115V114H114ZM114 115H113V116H114ZM159 115H158V116H159ZM166 115H167V114H166ZM188 115H189V114H188ZM11 116H12V115H11ZM51 116H52V115H51ZM92 116H93V115H92ZM106 116H107V115H106ZM123 116H124V115H123ZM160 116H162V114H161ZM160 116H159V118H160ZM180 116H181V115H180ZM184 116H185V115H184ZM48 117H49V115H48ZM67 117H68V115H67ZM67 117H66V118H67ZM169 117H170V116H169ZM197 117H198V116H197ZM205 117H206V116H205ZM11 118H13V116H12ZM18 118H19V117H18ZM61 118H62V117H61ZM109 118H110V117H109ZM155 118H156V117H155ZM155 118H154V119H155ZM157 118H158V117H157ZM111 119H112V118H111ZM111 119H110V120H111ZM162 119H163V118H162ZM194 119H195V118H194ZM57 120H58V119H57ZM57 120H56V121H57ZM84 120H85V119H84ZM119 120H120V119H119ZM122 120H123V119H122ZM122 120H121V121H122ZM124 120H125V119H124ZM138 120H140V119H138ZM175 120H176V119H175ZM195 120H197V119H195ZM14 121H15V120H14ZM64 121H65V120H64ZM86 121H88V120H86ZM150 121H151V120H150ZM157 121H158V119H157ZM157 121H156V122H157ZM170 121H171V120H170ZM177 121H178V120H177ZM193 121H194V120H193ZM199 121H200V120H199ZM12 122H13V121H12ZM26 122H27V121H26ZM46 122H47V121H46ZM58 122H59V121H58ZM51 123H52V122H51ZM119 123H120V122H119ZM253 123H254V122H253ZM49 124H50V123H49ZM85 124H86V123H85ZM45 125H46V124H45ZM79 125H80V124H79ZM98 125H99V124H98ZM121 125H122V123H121ZM148 125H150V124H148ZM155 125H156V124H155ZM161 125H162V124H161ZM176 125H177V124H176ZM185 125H186V124H185ZM247 125H248V124H247ZM47 126H48V125H47ZM51 126H52V125H51ZM62 126H63V125H62ZM203 126H204V124L202 125V127H203ZM17 127H18V126H17ZM37 127H39V126H37ZM45 127H46V126H45ZM94 127H95V126H94ZM149 127H150V126H149ZM180 127H181V126H180ZM202 127H201V128H202ZM1 128H2V127H0V129H1ZM107 128H108V125H105V124H104L103 127H102V131H103V130H104V131H107ZM135 128H137V127H135ZM166 128H167V127H166ZM181 128H183V127H181ZM39 129H40V128H39ZM59 129H60V128H59ZM96 129H98V128L96 127ZM122 129H123V128H122ZM183 129H184V128H183ZM1 130H2V129H1ZM21 130H22V129H21ZM175 130H176V129H175ZM180 130H181V129H180ZM93 131H94V130H93ZM102 131H101V133H100V135L102 134V135H101L102 138H101V140H100L99 143H101V142H105V141H108L107 134H104V132L102 133ZM135 131H136V129H135ZM97 132H98V131H97ZM124 132H125V131H124ZM136 132H137V131H136ZM177 132H178V131H177ZM98 133H99V132H98ZM118 133H120V132H118ZM122 133H123V132H122ZM5 134H6V133H5ZM132 134H133V133H132ZM135 134H136V133H135ZM149 134H150V133H149ZM186 134H188V133H186ZM190 134H191V133H190ZM195 134H196V133H194V135H195ZM94 135H97V134H94ZM136 135H137V134H136ZM147 135H148V134H147ZM150 135H151V134H150ZM178 135H179V134H178ZM191 135H192V134H191ZM259 135H260V134H259ZM20 136H21V135H20ZM97 136H98V135H97ZM187 136H188V135H187ZM199 136H200V135H199ZM21 137H22V136H21ZM99 137H100V136H99ZM145 137H146V136H145ZM184 137H185V136H184ZM191 137H192V136H191ZM3 138H4V137H3ZM5 138H6V137H5ZM9 138H10V137H9ZM11 138H12V137H11ZM25 138H26V137H25ZM121 138H122V137H121ZM161 138H162V137H161ZM161 138H160V139H161ZM185 138H186V137H185ZM188 138H189V137H188ZM201 138H202V137H201ZM0 139L2 140V138H0ZM94 139H95V138H94ZM171 139H172V138H171ZM1 140H0V141H1ZM3 140H4V139H3ZM189 140H190V139H189ZM25 141H26V140H25ZM79 141H80V140H79ZM143 141H144V140H143ZM162 141H163V140H161V143H162ZM174 141H175V140H174ZM260 141H261V140H260ZM89 142H90V140H89ZM95 142H97V141L95 140ZM118 142H120V141H118ZM138 142H139V141H138ZM180 142H181V141H180ZM0 143H1V142H0ZM9 143H10V142H9ZM12 143H13V142H12ZM124 143H125V142H124ZM185 143H186V142H185ZM189 143H190V142H189ZM202 143H203V142H202ZM259 143H260V142H259ZM17 144H18V143H17ZM89 144H90V143H89ZM121 144H122V143H121ZM179 144H180V143H179ZM179 144H177V145H179ZM111 145H112V144H111ZM118 145H119V144H118ZM174 145H175V144H174ZM181 145H182V144H181ZM232 145H233V144H232ZM259 145H260V144H259ZM115 146H117V145H115ZM115 146H114V147H115ZM123 146H124V145H123ZM131 146H132V145H131ZM162 146H163V145H162ZM162 146H161V147H162ZM199 146H201V145L199 144ZM3 147H5V145H3ZM8 147H11V146H9V144H8ZM107 147H108V146H107ZM117 147H118V146H117ZM173 147H174V146H173ZM222 147H223V146H222ZM6 148H7V147H6ZM6 148H5V149H6ZM11 148H12V147H11ZM18 148H19V147H18ZM86 148H88V147H86ZM104 148H106V147H104ZM126 148H127V147H126ZM162 148H163V147H162ZM180 148H181V147H180ZM182 148H183V147H182ZM204 148H205V146H204ZM1 149H2V148H1ZM1 149H0V150H1ZM3 149H4V148H3ZM163 149H164V148H163ZM175 149H176V148H175ZM213 149H214V148H213ZM222 149H223V148H222ZM103 150H104V149H103ZM131 150H132V149H131ZM182 150H183V149H182ZM188 150H189V149H188ZM195 150H196V149H195ZM197 150H198V149H197ZM9 151H10V149H9ZM81 151H82V150H81ZM84 151H85V150H84ZM84 151H82V152H84ZM86 151H87V150H86ZM92 151H94V149H93ZM122 151H123V150H122ZM171 151H172V150H171ZM12 152H13V151H12ZM172 152H173V151H172ZM182 152H183V151H182ZM185 152H186V151H185ZM196 152H197V151H196ZM200 152H202V151H199L198 153H200ZM221 152H222V151H221ZM254 152H255V151H254ZM6 153H7V152H6ZM96 153H97V152H96ZM129 153H130V152H129ZM215 153H216V152H215ZM263 153H264V152H263ZM2 154H3V153H2ZM33 154H35V153H33ZM84 154H85V153H84ZM104 154H105V153H104ZM179 154H180V153H179ZM182 154H183V153H182ZM202 154H203V153H202ZM202 154L200 153V155H202ZM218 154H219V153H218ZM130 155H131V154H130ZM139 155H140V154H139ZM160 155H161V154H160ZM177 155H178V154H177ZM37 156H38V155H37ZM43 156H44V155H43ZM46 156H48V155H46ZM114 156H115V155H114ZM164 156H165V154H164ZM224 156H225V153H224ZM258 156H259V155H258ZM86 157H87V156H86ZM181 157H184V158H185L184 155L181 156ZM200 157H201V156H200ZM220 157H221V156H220ZM228 157H229V156H228ZM25 158H26V157H25ZM38 158H39V157H38ZM40 158H41V157H40ZM95 158H96V157H95ZM110 158H111V157H110ZM112 158H113V157H112ZM119 158H120V157H119ZM193 158H194V157H193ZM8 159H9V158H8ZM85 159H86V158H85ZM108 159H109V158H108ZM182 159H183V158H182ZM202 159H203V158H202ZM229 159H230V158H229ZM235 159H236V158H235ZM255 159H257V158L255 157ZM34 160H35V159H34ZM38 160H39V159H38ZM96 160H97V159H96ZM238 160H239V159H238ZM250 160H251L252 162H256V160H254L253 157H252V159H250ZM94 161H95V160H94ZM125 161H126V160H125ZM131 161H132V160H131ZM227 161H228V160H227ZM12 162H13V161H12ZM97 162H98V161H97ZM176 162H177V161H176ZM239 162H240V161H239ZM10 163H11V162H10ZM38 163H39V162H38ZM89 163H90V162H89ZM177 163H178V162H177ZM33 164H34V163H33ZM95 164H96V163H95ZM128 164H130V163H128ZM182 164H183V163H182ZM198 164H199V163H198ZM47 165H48V164H47ZM90 165H91V164H90ZM102 165H103V164H102ZM105 165H106V164H105ZM188 165H189V164H188ZM199 165H200V164H199ZM263 165H264V164H263ZM0 166H1V165H0ZM54 166H55V165H54ZM171 166H172V165H171ZM46 167H47V166H46ZM94 167H95V166H94ZM116 167H117V166H116ZM185 167H186V166H185ZM206 167H207V166H206ZM98 168H99V167H98ZM105 168H106V167H105ZM117 168H118V167H117ZM131 168H132V167H131ZM166 168H167V169H166ZM166 168H164L162 171H161L160 168H158V169L151 168V174H152V175H151V174L148 175V178H149L150 180H152V178H153V182H155L156 184H157V180H156L157 175H158V179H159L160 182L166 180V178H169V176L171 175L170 171L168 170V167H166ZM182 168H183V166H182ZM187 168H188V167H187ZM40 169H42V168L40 167ZM43 169H44V167H43ZM48 169H49V168H48ZM246 169H247V168H246ZM45 170H46V169H45ZM99 170H100V169H99ZM155 170H156V171H155ZM178 170H179V169H178ZM191 170H192V169H191ZM191 170H190V173L192 174L193 172H192ZM40 171H41V170H40ZM107 171H108V170H107ZM148 171H149V170H148ZM172 171H173V170H172ZM184 171H185V169H184ZM76 172H77V171H76ZM185 172H186V171H185ZM50 173H51V172H50ZM55 173H56V172H55ZM86 173H87V172H86ZM105 173H106V172H105ZM122 173H123V172H122ZM154 173H157V175L153 176ZM177 173H178V172H177ZM187 173H188V172H187ZM48 174H49V173H48ZM96 174H97V173H96ZM111 174H112V173H111ZM141 174H142V173H141ZM183 174H185V173H183ZM50 175H51V174H50ZM105 175H106V174H105ZM174 175H176V174L174 173ZM174 175H173V176H174ZM188 175H189V173H188ZM90 176H91V174H90ZM178 176H179V175H178ZM183 176H184V175H183ZM73 177H74V176H73ZM103 177H104V176H103ZM107 177H108V176H107ZM134 177H135V176H134ZM146 177H147V176L145 175L144 178H143L144 181H145V178H146ZM171 177H172V176H171ZM171 177H170V179H172ZM184 177H185V176H184ZM76 178H77V177H76ZM108 179H109V178H108ZM111 179H112V178H111ZM176 179H177V175H176ZM204 179H205V178H204ZM58 180H60V179H58ZM146 180H147V179H146ZM173 180H175V179H173ZM199 180H200V179H199ZM201 180H202V179H201ZM201 180H200V181H201ZM261 180H262V179H261ZM110 181H111V180H110ZM127 181H128V180H127ZM177 181L179 182V187L176 186V189H177V191H178V195H180V194H183V195H184V194H185V197H179V198L181 199V201H184V200H185V201H186V200L189 201V197L186 196V193H185V192H186L185 189H187V183H185L183 177H179V178L177 179ZM97 182H98V181H97ZM112 182H113V181H112ZM119 182H120V181H119L118 179H115V182H114V183H119ZM142 182H143V181H142ZM148 182H149V180H148ZM187 182H188V181H187ZM189 182H190V181H189ZM201 182H202V181H201ZM201 182H200V183H201ZM42 183H43V182H42ZM42 183H40V184H42ZM135 183H136V182H135ZM144 183H145V182H144ZM144 183H142V184H144ZM163 183H165V182H163ZM190 183H191V182H190ZM200 183H198V184H200ZM109 184H110V183H109ZM132 184H133V181H132ZM151 184H154V183L151 182ZM156 184H155V186H156ZM158 184H160V183H158ZM158 184H157V185H158ZM202 184H204V182H203ZM241 184H243V183H241ZM15 185H16V184H15ZM115 185H116V184H114V186H113L112 188H114ZM243 185H244V184H243ZM125 186H126V184H125ZM127 186L130 187L129 185H127ZM133 186H134V185H133ZM144 186H145V192H143L144 196H141V197L148 198V197L152 196V193H150V191H151V187H153V186H151L150 184H148V185L146 186V183H145ZM158 186H159V185H158ZM170 186H172V185H170ZM198 186H199V185H198ZM202 186H203V185H202ZM168 187H169V186H168ZM172 187H173V186H172ZM172 187H171V188H172ZM194 187H195V185H194ZM210 187H211V186H210ZM236 187H237V184H236L235 188H236ZM252 187H253V186H252ZM254 187H255V186H254ZM115 188H116V187H115ZM115 188H114V190L117 189V188H116V189H115ZM141 188H142V187H141ZM159 188H160V186H159ZM173 188H175V187H173ZM207 188H208V187H206V190H207ZM230 188H231V187H230ZM71 189H72V188H71ZM118 189H119V188H118ZM143 189H144V188H143ZM240 189H241V188H240ZM263 189H264V188H263ZM53 190H54V189H53ZM153 190H154V189H153ZM169 190H170V189H168V192H167V193L170 194L171 191H169ZM172 190H175V189H172ZM193 190H194V189H193ZM193 190H192V191H193ZM85 191H86V190H85ZM117 191H118V190H117ZM134 191H135V190H134ZM134 191L131 192V193H134ZM207 191H208V190H207ZM228 191H230V190L228 189ZM238 191H239V189H238ZM241 191H242V190H241ZM47 192H48V191H47ZM113 192H114V191H113ZM198 192H199V191H198ZM208 192H209V191H208ZM239 192H240V191H239ZM263 192H264V191H263ZM55 193H56V192H55ZM127 193H128V192H127ZM127 193H126V195H127ZM135 193H136V192H135ZM145 193H146V196H145ZM167 193H166V194H167ZM209 193H210V192H209ZM212 193H213V192H211V195H212ZM240 193H242V192H240ZM240 193H239V194H240ZM22 194H24V193H22ZM43 194H44V193H43ZM46 194H47V193H46ZM46 194H45V196H46ZM83 194H84V193H83ZM136 194H137V193H136ZM158 194H161V193H158ZM213 194H214V193H213ZM239 194H238L237 191H236L235 193H231V195H233V200H235V199L237 198L236 196H239ZM243 194H245V193H243ZM53 195H54V194H53ZM59 195H60V194H59ZM105 195H106V194H105ZM105 195H104V197H105ZM132 195H133V194H132ZM138 195H139V194H138ZM207 195L209 196V194H207ZM207 195H206L205 191H203V190L201 191V193H200V197L198 198V200L200 201V205H201V208H200V209L202 210V207H204L206 210H208V211H206V212H208L209 215H211L212 217H213V215H215L216 217H215L214 221H216V223L219 225V224H221V222H222V218H223L222 215H223L225 212H227V210L229 209V206H228L229 203L226 202V201H228V200L225 199V196H219V195H221V194L216 193L215 195H216L217 198H218L219 205L213 204L212 207L208 208L209 206H207V205L205 204V202H206V198H207L206 196H207ZM247 195H248V194H247ZM247 195H246V196H247ZM115 196H116V195H115ZM117 196H118V195H117ZM117 196H116V197H117ZM127 196H128V195H127ZM163 196H166V195H163ZM163 196H162V197H163ZM57 197H58V196H57ZM57 197H56V199H57ZM87 197H88V196H87ZM87 197H86V198H87ZM108 197H110V196H108ZM119 197H120V196H119ZM135 197H136V196H134L133 198H135ZM138 197L140 198V196H137V198H138ZM157 197H158V195H157ZM157 197H152V198H153V200H154V198L156 199ZM235 197H236V198H235ZM240 197H241V196H240ZM247 197H248V196H247ZM2 198H3V197H2ZM130 198H132V197L130 196ZM137 198H136V199H137ZM139 198H138V199H139ZM163 198L165 199V197H163ZM166 198H167V197H166ZM213 198H214V196H213ZM253 198H254V197H253ZM262 198H263V197H262ZM164 199H163V201H164ZM211 199H212V198H211ZM214 199H216V198H214ZM23 200H24V199H23ZM87 200H88V198H87ZM134 200H135V199H134ZM143 200H144V199H143ZM145 200H146V199H145ZM160 200H161V202H163L162 199H160ZM198 200H197V201H198ZM229 200H230V199H229ZM237 200H238V198H237ZM254 200H255V199H254ZM258 200H259V199H258ZM135 201H136V200H135ZM138 201H139V200H138ZM157 201H158V200H157ZM157 201H156V203H157ZM190 201H191V200H190ZM195 201H196V200H195ZM199 201H198V202H199ZM210 201H211V200H210ZM251 201H253V200H251ZM259 201H260V200H259ZM0 202H1V201H0ZM53 202H54V201H53ZM150 202H151V201H150ZM152 202H153V201H152ZM167 202H168V201H167ZM228 202H230V201H228ZM238 202H239V201H238ZM240 202H242V201H240ZM243 202H249V200H248V199H247V200L245 199V201H243ZM79 203H80V202H79ZM113 203H114V202H113ZM144 203H145V202H144ZM176 203H177V202H176ZM208 203H210V202H208ZM257 203H258V202H257ZM263 203H264V202H263ZM171 204H172V203H171ZM211 204H212V203H211ZM211 204H208V205H211ZM73 205H74V204H73ZM115 205H116V204H115ZM115 205H114V206H115ZM145 205H146V204H145ZM160 205H161V204H160ZM162 205H163V204H162ZM247 205H250V204H247ZM263 205H264V204H263ZM78 206H79V205H78ZM131 206H132V205H131ZM157 206H159V203L157 204ZM163 206H164V205H163ZM163 206H162V207H163ZM180 206H181V205H180ZM242 206H244V205L242 204ZM259 206H261V204L258 205L257 207H259ZM97 207H98V206H97ZM117 207H118V206H117ZM140 207H141V206H140ZM159 207H160V206H159ZM166 207H167V206H166ZM174 207H175V203H174ZM199 207H200V206H199ZM199 207H198V208H199ZM231 207H232V206H231ZM244 207H245V206H244ZM246 207H247V206H246ZM249 207H250V206H249ZM252 207H253V206H252ZM15 208H16V207H15ZM17 208H18V207H17ZM20 208H21V207H20ZM52 208H54V207L52 206ZM64 208H65V207H64ZM75 208H78V207H75ZM133 208H134V207H133ZM207 208H208V209H207ZM232 208H233V207H232ZM241 208H242V207H241ZM259 208H260V207H259ZM261 208H262V207H261ZM263 208H264V207H263ZM106 209H107V208H106ZM135 209H136V207H135ZM247 210H248L247 212H249V213L251 212V211H249V209H247ZM258 210H259V209H258ZM258 210H257V213H258ZM18 211H19V210H18ZM102 211H103V210H102ZM202 211H204V210H202ZM234 211H235V210H234ZM240 211L242 212V210H240ZM140 212H141V211H140ZM140 212H139V213H140ZM165 212H167V211H165ZM244 212H245V211H244ZM244 212H243V213H244ZM263 212H264V210H263ZM4 213H5V212H4ZM6 213H7V212H6ZM17 213H18V212H17ZM36 213H37V211H36ZM47 213H48V212H47ZM103 213H104V212H103ZM132 213H133V212H132ZM237 213H238V212H236L235 214L237 215ZM251 213H252V212H251ZM254 213H256V212H254ZM45 214H46V213H45ZM106 214H107V212H106ZM221 214H222V215H221ZM245 214H247V213H244V215H245ZM37 215H38V214H37ZM43 215H44V214H43ZM157 215H158V214H157ZM157 215H156V216H157ZM219 215H221V216H220V217H217V216H219ZM254 215H255V214H254ZM257 215H258V214H257ZM5 216H6V215H5ZM152 216H153V215H152ZM229 216H230V215H229ZM231 216H233V214H231ZM231 216H230V217H231ZM237 216H238V215H237ZM132 217H133V216H132ZM239 217H240V216H239ZM242 217H243V214H242ZM249 217H250V216H249ZM249 217H248V218H249ZM141 218H142V217H141ZM226 218L228 219L229 217H226ZM233 218H234V217H233ZM233 218H232V219H233ZM237 218H238V217H237ZM122 219H123V218H122ZM142 219H143V218H142ZM142 219H141V220H142ZM145 219H146V218H145ZM211 219L213 220V218H211ZM22 221H23V220H22ZM228 221H229V220H228ZM232 221H234V220H232ZM243 221H246V222H247L246 224H247V225H250L249 222H248L247 220H243ZM42 222H43V221H42ZM59 222H60V221H59ZM125 222H126V221H125ZM145 222H146V221H145ZM183 222H184V220H183ZM187 222H189V221H187ZM225 222H226V220H225ZM235 222H236V221H235ZM185 223H186V222H185ZM195 223H196V222H195ZM211 223H212V222H211ZM241 223H242V222H241ZM40 224H41V223H40ZM225 224H227V223H225ZM230 224H231V223H230ZM254 224H255V223H254ZM37 225H38V224H37ZM232 225H233V224H232ZM232 225H231L230 229L232 228ZM243 225H245V223H243ZM247 225H245V226H247ZM256 225H257V224H256ZM169 226H170V225H169ZM220 226H221V225H220ZM23 227H24V226H23ZM23 227H22V228H23ZM215 227H216V226H215ZM233 227H234V226H233ZM253 227H254V226H253ZM256 227H257V226H256ZM256 227H255L254 229H256ZM259 227H260V226H259ZM38 228H39V227H38ZM160 228H161V227H160ZM167 228H169V227L167 226ZM243 228H244V226H243ZM13 229H14V228H13ZM18 229H19V228H18ZM41 229H42V228H41ZM219 229H220V228H219ZM224 229H225V228H224ZM235 229H236V228H235ZM239 229H241V227H239ZM246 229H248V228L246 227L245 230H246ZM250 229L252 230V228H250ZM7 230H8V229H7ZM15 230H16V229H15ZM20 230H21V229H20ZM221 230H222V229H221ZM221 230H220V231H221ZM225 230H226V229H225ZM228 230H229V229H228ZM248 230H249V229H248ZM251 230L248 231V232H251ZM4 231H5V230H3V231H1V232H4ZM167 231H168V230H167ZM231 231L233 232V229H232ZM242 231L245 232L244 230H241L240 232H242ZM255 231H256V230H255ZM260 231H261V230H260ZM23 232H24V231H23ZM237 232H238V231H237ZM248 232H247V233H248ZM8 233H10V232H8ZM38 233H39V232H38ZM247 233L244 234V235L246 236ZM10 234H11V233H10ZM14 234H16V233L14 232ZM14 234H13V236H14ZM39 234H40V233H39ZM39 234H37L36 236H38ZM122 234H123V233H122ZM167 234H169V233H167ZM233 234H234V233H233ZM18 235H19V233H18ZM156 235H157V234H156ZM239 235H241V234H239ZM225 236H226V235H225ZM242 236H243V235H242ZM242 236H240V237L242 238ZM245 236H243V237H245ZM249 236H251V235L249 234ZM15 237H16V236H15ZM39 237H40V235H39ZM204 237H205V235H204ZM206 237H207V234H206ZM209 237H210V235L208 236V238H209ZM238 237H239V236H238ZM246 237H247V236H246ZM246 237H245V238H246ZM122 238H123V237H122ZM185 238H186V239H190V240L195 239V237H194L193 235H191L190 233H187L185 236L182 235L181 239H185ZM208 238H207V239H206V238H203V241L201 240V241L203 242V243H202L203 245H204V243H208V242H209ZM228 238H230V237H228ZM228 238H227V239H228ZM233 238H234V237H233ZM252 238H253V237H252ZM252 238H249V240L251 241ZM257 238H258V237H256V239H257ZM200 239H201V238H200ZM200 239H199V240H200ZM209 239L211 240V238H209ZM213 239H215V238H213ZM220 239H221V237H220ZM220 239H219V240H220ZM235 239H236V237H235ZM247 239H248V237L246 238V240H247ZM254 239H255V238H254ZM256 239H255V240H256ZM217 240H218V239H217ZM219 240H218V242H219ZM223 240H224V239H223ZM239 240H240V239H239ZM239 240H238V241H239ZM241 240H242V239H241ZM244 240H245V239H244ZM261 240H262V239H261ZM32 241H33V240H32ZM183 241H184V240H183ZM230 241H231V238H230ZM257 241H258V240H257ZM223 242H224V241H223ZM240 242H241V241H239V243H240ZM243 242H244V241H243ZM262 242H264V241L262 240ZM200 243H201V242H199V244H200ZM235 243H236V242H235ZM244 243H245V242H244ZM256 243H257V242H256ZM216 244H217V243H216ZM216 244H215V245H216ZM236 244H237V243H236ZM236 244H235V245H236ZM241 244H243V243H241ZM254 244H255V243H254ZM254 244H252V245H254ZM257 244H259V243H257ZM101 245H102V244H101ZM200 245H201V244H200ZM207 245H208V244H207ZM213 245H214V244H213ZM219 245H220V244H218V246H219ZM222 246H224V245H222ZM222 246H221V247H222ZM228 246H231V245H228ZM228 246H226V247H228ZM237 246H238V245H237ZM255 246H257V245H255ZM207 247L209 248V245H208ZM232 247H233V246H232ZM214 248H215V247H214ZM228 248L231 249V247H228ZM237 248H239V247H237ZM237 248H236V249H237ZM261 248H262V247H261ZM222 249H223V248H222ZM230 249H229V250H230ZM233 249H234V247H233ZM256 249H257V248H256ZM216 250H217V249H216ZM216 250H215V251H216ZM218 250H220V248H219ZM237 250H240V248L237 249ZM254 250H255V249H254ZM151 251H152V250H151ZM222 251H223V250H222ZM234 251H235V249H234ZM258 251H259V250H258ZM209 252H210V251H209ZM227 252H228V251H227ZM235 252H236V251H235ZM259 252H260V251H259ZM214 253H219V251L214 252ZM223 253H224V252H223ZM223 253H222V254H223ZM239 253H241V250H240ZM260 253H261V252H260ZM247 254H248V253H247ZM247 254H246V255H247ZM211 255H213V253H211ZM232 255H233V254H232ZM246 255H243V257H244V256L246 257ZM248 255H249V254H248ZM261 255H263V254H261ZM137 256H138V255H137ZM250 256H251V255H250ZM222 257H223V256H222ZM240 257H241V255H240ZM243 257H242V258H243ZM257 257H258V256H257ZM261 257H262V256H261ZM259 258H260V257H259ZM262 259H264V258L262 257ZM245 260H246V258H245ZM140 262H141V261H140ZM261 262H264V260L261 261ZM262 264H264V263H262Z\"/></svg>","mask_w":264,"mask_h":264}]
</instances>
